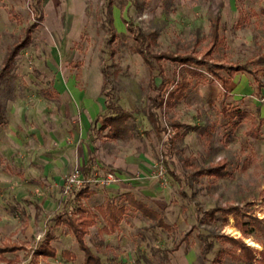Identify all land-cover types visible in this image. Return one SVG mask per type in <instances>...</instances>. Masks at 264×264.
Masks as SVG:
<instances>
[{"label":"rangeland","instance_id":"obj_1","mask_svg":"<svg viewBox=\"0 0 264 264\" xmlns=\"http://www.w3.org/2000/svg\"><path fill=\"white\" fill-rule=\"evenodd\" d=\"M38 9L42 19L30 45L0 75V242L25 246L5 256L34 264L33 250L51 231L56 256L39 257V263L82 264L75 239L56 222L74 211L85 187L92 193L81 203L95 216L85 241L104 264H213L226 245L216 235L262 249L256 231L243 237L234 214L216 209L238 206L264 218V64L256 63L264 57V0H0V74L7 49L35 22ZM216 19L223 43L214 46ZM125 21L137 31L157 32L150 46L156 55L261 66L263 87L239 72L223 96L220 82L198 67L186 98L149 109L156 95L151 81L173 89L167 81L176 78L178 65L150 58L151 69L134 51ZM48 89L59 97L48 96ZM90 96L100 99L94 114L86 104ZM106 96L133 115L131 140L98 133L107 114L99 101ZM223 107L240 114L231 117ZM149 110L162 130L152 126ZM216 162L226 163L225 175L192 177L194 168ZM85 163L91 171L65 192L66 177ZM125 192L158 211L170 228L131 209ZM203 239L213 242L205 260ZM63 250L73 260L62 258ZM221 264L241 263L224 256Z\"/></svg>","mask_w":264,"mask_h":264},{"label":"trees","instance_id":"obj_2","mask_svg":"<svg viewBox=\"0 0 264 264\" xmlns=\"http://www.w3.org/2000/svg\"><path fill=\"white\" fill-rule=\"evenodd\" d=\"M38 8V4L36 5ZM36 12V20L24 31V36L12 46L7 49L6 55L3 59L1 76H6L14 66L15 59L18 54L24 50L31 43V34L37 28L40 20L42 19V12L38 9ZM244 16L240 15V20H243ZM128 32L133 36L135 40L134 51L138 53L147 62V64L153 68L151 59L155 60H165L178 65V69L175 72L176 78L173 81H167L174 85V88L169 90L167 84L163 81L159 86H156L153 81H151L152 89L156 92L155 97L150 101V108L166 109L173 107L174 104L183 100L187 96V91L192 85L193 77H196L195 69L200 67L203 68L208 74L211 75L212 80H217L220 82L223 93L225 96L228 94V86L233 79V77L239 73L244 72L251 75L257 84L258 89L263 87L259 77V71L263 68L258 66L254 69L249 67L248 63L245 64H228V63H214L209 59H202L194 56L193 54H170L162 53L155 54L150 50V46L155 42L157 38V32H147L143 33L137 31L133 26L131 21H125ZM211 41L212 45H221L223 40L219 33V24L217 19L213 22L211 28ZM151 58V59H150ZM256 63L264 64V57L260 56ZM103 77H105L104 71H102ZM153 80V78L151 77ZM103 91V87H102ZM48 91H44L47 93ZM49 94V92H48ZM49 96V95H48ZM106 109L107 114L104 115L100 131L106 130V137L113 140L127 141L133 137V129L128 124L132 120L133 115L123 109L119 104L112 100V96H106ZM2 111V106L0 104V112ZM222 111L227 113L225 107ZM231 117H235L236 114H240L238 111L235 113L231 112ZM148 119L150 120L152 126L160 131L158 120L153 111L149 110ZM177 126V124H175ZM174 125V126H175ZM249 134L256 137L255 130H250ZM184 165L186 167H191L192 162L187 158L183 159ZM226 163L216 162L215 164H210L206 167H196L192 171V177L197 178L200 175L220 177L226 174ZM88 189L87 187L80 189L75 197V209L71 213H67L66 217L63 218L61 215L58 216L57 224H61L65 227L67 233L75 239L79 249L83 253L82 264H104L96 253H94L85 241V236L89 232V228L95 224L94 214L85 207L81 201L87 197ZM124 196L127 204L131 209L138 211L146 218L153 220L159 227L169 229L170 226L167 225L161 214L148 207L144 202L137 200L132 193H125ZM123 208V207H122ZM125 208V207H124ZM222 215L227 216L229 214H234L235 226L239 230L243 237H248L252 232H257L261 238L260 245L262 249H256L248 245L243 238L233 237L228 235H216L221 238L222 242L226 245L223 246L217 253L213 264H221L222 258L228 256L236 263L241 264H264V218H259L254 215L244 214L240 207L229 206L226 208H218ZM215 211H209L208 213L213 214ZM38 213H36V216ZM209 238V237H208ZM54 239V235L51 231H48L43 239V241L38 245V247L33 250V262L34 264H40L38 261L39 257L43 258H54L56 256L55 249L51 246V241ZM25 246L16 242H0V264H15V259H9L5 255L8 253H14L20 250H24ZM201 254L205 260L207 253L213 248V242L209 239H203L201 244ZM74 254L68 250H63L61 252V257L66 260H73ZM50 264V263H44Z\"/></svg>","mask_w":264,"mask_h":264},{"label":"crops","instance_id":"obj_3","mask_svg":"<svg viewBox=\"0 0 264 264\" xmlns=\"http://www.w3.org/2000/svg\"><path fill=\"white\" fill-rule=\"evenodd\" d=\"M251 76V75H250ZM234 78V77H233ZM53 91H51V90H49L48 89V92H49V96H52L53 95V92H56L55 94H56V96L57 97H59V93L57 92V90H54V89H52ZM48 92H47V94H48ZM101 92H102V89H101ZM98 100H100L99 99V97H97V96H90V97H88V99H87V101H86V104H88V106H89V111L90 112H93L92 114H94L95 113V111L96 110H98V106H97V101ZM100 103H102V104H105V106H106V100L105 101H99ZM122 107V106H121ZM123 108V107H122ZM124 109V108H123ZM127 111V110H126ZM103 117H104V115L101 117V123H102V120H103ZM95 121L96 122H98L99 121V117H96V119H95ZM100 127H101V124H100ZM100 127L98 128V133H102V132H105L106 130H104V131H100L99 129H100ZM105 136H106V133H105ZM107 138V137H106ZM109 139V138H108ZM132 139V138H131ZM130 139V140H131ZM111 140H113V139H111ZM122 141V140H121ZM127 141H129V140H127ZM127 141H125V142H127ZM93 151H94V149H93ZM83 171H85V173H88L89 171H91V168H90V166H89V163H85V165H84V167H83V169H81V174H82V172ZM91 193H92V191H90V190H88V192H87V197L89 196V195H91ZM125 193H131V192H125ZM125 193H123V194H125ZM86 197V198H87ZM84 199H82V201H83Z\"/></svg>","mask_w":264,"mask_h":264},{"label":"built area","instance_id":"obj_4","mask_svg":"<svg viewBox=\"0 0 264 264\" xmlns=\"http://www.w3.org/2000/svg\"><path fill=\"white\" fill-rule=\"evenodd\" d=\"M108 179H113L112 174H108ZM82 174L81 170L78 168L73 169L69 175L66 177V183L64 185L65 192H68L69 189L73 186H80L82 183Z\"/></svg>","mask_w":264,"mask_h":264}]
</instances>
